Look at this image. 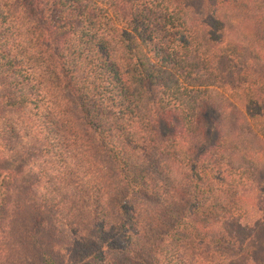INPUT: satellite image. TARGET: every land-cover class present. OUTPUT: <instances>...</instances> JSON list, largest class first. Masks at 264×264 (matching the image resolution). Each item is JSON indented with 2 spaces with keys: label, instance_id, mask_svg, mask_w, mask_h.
<instances>
[{
  "label": "trees",
  "instance_id": "trees-1",
  "mask_svg": "<svg viewBox=\"0 0 264 264\" xmlns=\"http://www.w3.org/2000/svg\"><path fill=\"white\" fill-rule=\"evenodd\" d=\"M0 264H264V0H0Z\"/></svg>",
  "mask_w": 264,
  "mask_h": 264
}]
</instances>
